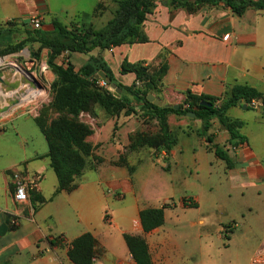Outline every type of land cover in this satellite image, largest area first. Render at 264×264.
<instances>
[{
  "label": "crops",
  "instance_id": "1",
  "mask_svg": "<svg viewBox=\"0 0 264 264\" xmlns=\"http://www.w3.org/2000/svg\"><path fill=\"white\" fill-rule=\"evenodd\" d=\"M153 2L154 7L142 26L145 42L106 50L97 48L89 54H81L84 58L79 64L73 62V54L70 61L76 70L90 57L100 58L121 83L131 86L136 82V76L122 74L125 62L144 63L150 67L165 65L167 70L160 91L153 94L162 101V107L180 106L190 94L215 100L216 105L220 106L237 86L251 87L264 95V10L249 8L240 16L223 2L204 4L194 12L182 7L173 8L169 0ZM97 7L98 0L94 18L109 9L105 4L100 11H97ZM116 9L117 6L112 12ZM81 14L77 2L0 0V25L5 32L12 30L6 23L8 20L27 22L33 16L40 20L41 30L46 32L53 31L54 20L70 29H103L96 28L92 22L81 24L72 21ZM61 16H66V20L62 21ZM16 29L13 43L27 38L24 27L17 25ZM9 39L11 37L8 35L4 37L5 41ZM26 48L21 53L31 51L30 47ZM49 53L47 49L46 63ZM64 56L59 62L63 61ZM2 58L0 70L5 72L3 79L12 84L16 77L21 76L16 69L19 66L6 57ZM10 72H14V76ZM30 73L42 85L38 77ZM55 79L56 76L50 72L47 78L49 84L52 85ZM43 88L42 85L39 92ZM12 95L0 92V106H4L5 99ZM40 97H29L0 115V264H74L68 256L72 242L86 233H91L98 242L94 264H137L126 243V234L146 240L153 264H170L166 256L167 241L155 238L161 227L145 233L140 220L143 209L157 208L146 205L155 197L147 185L136 190L132 178L137 169L134 164L139 162L144 151L126 148L131 142L130 134L143 129L142 121L135 116L120 115L96 127L97 119L88 116L91 120L89 124L95 131L93 136L97 139L95 145L106 144L100 148L104 160L100 166L89 170L96 174L95 180L85 181L86 171L76 180L71 191L55 195L58 178L47 157L49 149L46 139L35 120L38 111H30L33 101ZM243 105H246L245 109ZM250 109L262 115L264 103L261 100H253L249 104L241 101L228 111V117L242 122L243 129L245 120L234 111L246 112ZM260 118L264 120V116ZM116 121L120 129L114 138ZM168 121L177 143L169 154L166 151H146L158 163L159 159L166 160L162 168L165 176L153 172L155 180L152 183L172 190L182 164L187 168L209 170L212 162L208 155L215 154L210 150L214 145L228 151L232 166L227 165V169L233 181L247 183L246 179L249 178L264 183V164L249 146L247 136L244 135L247 143L234 148L229 144L230 133L217 119L212 121L207 134L213 143H208L207 137L202 135L203 122L197 117L171 114ZM107 129L112 134L103 139ZM194 136L199 139L202 150L195 147L188 150ZM17 174L32 187L29 200L22 204L13 198L14 176ZM181 181L186 182V179ZM127 195L132 198L124 205ZM110 196L123 201L112 202ZM194 200L198 201L197 198ZM185 206L182 201L181 207Z\"/></svg>",
  "mask_w": 264,
  "mask_h": 264
},
{
  "label": "trees",
  "instance_id": "2",
  "mask_svg": "<svg viewBox=\"0 0 264 264\" xmlns=\"http://www.w3.org/2000/svg\"><path fill=\"white\" fill-rule=\"evenodd\" d=\"M117 9L107 26L101 30L94 28H68L60 21L52 22L53 31L46 32L41 29L34 30L27 22H6L12 28L5 32L0 25V58L20 53L26 47H30L32 57L40 61L43 49L50 51L48 67L55 74L56 79L52 83L53 100L44 107L40 115L35 119L44 135L49 152L51 166L58 178L59 186L55 195L62 191H71L74 183L83 175L86 168V157L92 153V147L87 138L93 133L90 127L83 123L79 116L81 113H89L95 116V108L102 107L112 116L122 113L135 114L134 105H141L146 115L154 117L159 124L160 132L157 138H149L137 133L131 135L132 150L140 145L147 144L151 148L163 147L168 154L176 145L177 139L170 131L168 118L171 114L187 116L195 113L203 122L202 135L207 137L212 127V121L217 119L230 133L229 144L236 148L247 143V138L241 133L243 123L228 117V111L237 106L241 101L251 103L253 100H261L264 103V95L258 90L247 87H235L230 96L222 105H216L215 100H207L204 97L188 95L186 101L175 110L174 107H158L148 100L150 94L160 91L162 81L166 73V66L150 67L144 63L131 64L125 62L122 66V74H134L136 82L131 86L121 83L107 67L106 63L95 57H90L79 70L70 61L73 54H89L94 49H110L126 44L145 42L142 26L146 17L151 13L153 0H113ZM225 3L237 15H243L249 8L264 10V0H169L173 8L182 7L190 12L196 11L204 4L216 5ZM104 7V0H98L97 11ZM24 27L27 38L19 43H13V33L16 26ZM8 35L11 39L5 41ZM37 44L39 49L32 50V45ZM65 55V56H64ZM64 56L62 62L59 59ZM104 72L111 78L112 83L122 90L120 98L101 85V80L96 76ZM141 86H137V85ZM202 101L212 103L211 107L202 106ZM59 114V117L49 121L50 115ZM208 143H213L210 136ZM216 156L227 162L231 167V159L228 151L220 146H212ZM125 162V161H124ZM95 168V167H93ZM185 205L193 203L184 200ZM140 220L145 233L152 232L165 223V206L161 208H146L140 212ZM128 248L137 264H153L146 240L140 236L125 235ZM98 252V242L91 233H86L72 242L68 256L74 264H94Z\"/></svg>",
  "mask_w": 264,
  "mask_h": 264
},
{
  "label": "rangeland",
  "instance_id": "3",
  "mask_svg": "<svg viewBox=\"0 0 264 264\" xmlns=\"http://www.w3.org/2000/svg\"><path fill=\"white\" fill-rule=\"evenodd\" d=\"M62 1L79 4L82 14L72 20L73 22L81 24L92 22L98 29L104 28L112 19V11L117 6L113 0H105L104 4L109 8L108 11L94 18L96 0ZM65 17L61 16L62 21L66 20ZM32 48V50L37 51L39 46L34 44ZM26 49L28 50V48ZM46 50H42L40 61H36L32 57L31 51L4 56L7 60L17 64L20 69L32 72L44 86L42 92L38 90L32 95V98L41 96L38 100L33 101L30 110L32 112L38 111V116L42 109L53 100L52 85L47 81L52 71L46 63ZM82 58L84 55L75 54L73 62L79 64ZM137 86L141 85L138 84ZM108 90L112 91L115 96V91L111 87ZM134 108L135 114H121L125 117L135 116L143 123V129L130 134V137L137 133L142 135L145 133L151 139L157 138L160 132L159 124L156 123L157 120L146 115L141 109V105L136 104ZM234 112L238 117L245 120L246 125L242 129V133L248 137L249 146L264 164V120L260 118L264 116V113L258 114L253 109L246 112ZM88 116L97 119L95 120L96 123L94 121L96 127L102 126L108 120H115L118 116L108 114L105 109L99 106L95 108V116L84 112L79 116L80 120L87 124L93 132L87 138V142L92 147V153L86 157V168L83 172L84 175L87 171L84 176L85 181H93L96 174L89 170L101 165L104 159L100 155V148L106 144L95 145L94 142L97 139L93 136L95 131L89 124L91 120ZM58 117L59 114H52L49 121L51 122ZM119 129L120 125L116 121L114 123V138ZM111 134L112 131L107 129L103 134V139L106 138V135ZM133 144L134 141H131L126 147L127 150H131ZM192 147L202 150L196 136L191 139L187 148L191 150ZM136 149L142 150L144 153L139 162L134 164L137 169L132 175L133 182L136 190L147 185L149 192L155 195L151 202L146 205L157 208L165 206V223L155 238L167 241L165 245L166 256L169 258L170 264H250L257 254L264 251V183L255 182L249 178L246 179L247 183H241L239 180L233 181L227 169V162L216 157L214 153H210L208 158L212 165L209 170L187 168L186 165L182 164L176 185L172 190H167L151 182L155 180L153 172L165 176L162 168L165 166L166 160L159 159L158 163L156 158H150L146 152L149 149L162 152L164 151L163 147L154 149L144 144ZM184 179L186 182L182 183L181 180ZM131 198L127 195L124 205L130 202ZM195 198L198 199L197 202H195ZM110 199L112 202L122 200L112 196ZM184 200L193 203V205L181 207Z\"/></svg>",
  "mask_w": 264,
  "mask_h": 264
},
{
  "label": "water",
  "instance_id": "4",
  "mask_svg": "<svg viewBox=\"0 0 264 264\" xmlns=\"http://www.w3.org/2000/svg\"><path fill=\"white\" fill-rule=\"evenodd\" d=\"M3 58H0V62ZM18 71L21 72V76L16 77L15 82L12 84H8V82L4 81V70H0V92L4 94L13 93L12 96H8L5 99V105L0 106V115L9 112L12 108L20 105L23 101H26L29 97H32L33 93L38 92L39 89L42 88V85L38 82V80L28 71L22 70L19 68ZM6 71V70H5ZM11 76H14V72H10ZM97 80H104L111 88L115 91V96L118 98L121 93V89L117 87L116 84L112 83L111 78L108 77L104 72H100L96 76ZM31 92V93H30ZM148 100L155 104L158 107H162L163 103L160 99L156 98L153 94L148 96ZM202 106L211 107L212 103L208 101H202ZM168 107V106H166ZM243 108H246V105H243ZM174 109H179V106H174ZM188 117L195 118V113H188Z\"/></svg>",
  "mask_w": 264,
  "mask_h": 264
},
{
  "label": "built area",
  "instance_id": "5",
  "mask_svg": "<svg viewBox=\"0 0 264 264\" xmlns=\"http://www.w3.org/2000/svg\"><path fill=\"white\" fill-rule=\"evenodd\" d=\"M7 22L14 21L8 20ZM28 23L30 27L34 30H39L42 28L41 22L36 16L30 17ZM101 85L104 87L108 86V84L104 80H101ZM14 180L15 183L13 198L15 202L20 204L27 202L29 200V193L32 190L31 185L18 174L14 176ZM250 264H264V251L257 254Z\"/></svg>",
  "mask_w": 264,
  "mask_h": 264
}]
</instances>
